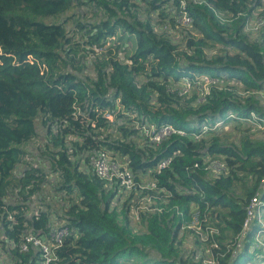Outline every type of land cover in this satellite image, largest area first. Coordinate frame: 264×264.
<instances>
[{
  "label": "trees",
  "instance_id": "trees-1",
  "mask_svg": "<svg viewBox=\"0 0 264 264\" xmlns=\"http://www.w3.org/2000/svg\"><path fill=\"white\" fill-rule=\"evenodd\" d=\"M201 1H187L192 24L183 28L175 20L181 0H0L3 239L17 243L27 231L47 230L48 210L27 213L31 198L39 201L41 193L53 190L62 198L74 195L64 214L70 233L57 252L60 264H204V252L196 260V250L187 256L181 251L180 228L192 203L217 229L216 246L209 240L207 249L218 264H247L259 257L260 250H252L261 229L257 223L241 252L232 258L231 250L245 205L264 176V138L244 126L252 125L246 120L251 112L264 119L256 94L264 92V33L254 38L243 31L256 8L264 12V0ZM84 4L87 10L75 9ZM176 28L179 39L173 38ZM217 46L219 52L208 54ZM203 74L219 76L224 84L211 86L202 101L197 102L196 88L184 96L173 88L183 78ZM220 119L224 124L214 129ZM232 124L240 130L237 140L226 138ZM148 125H171L185 134L155 144L144 133ZM39 136L32 153L41 160L35 163L26 160L23 145ZM97 147L126 158L136 178L149 170L157 187L169 193L166 202L154 198L150 205L161 211H141L134 226L127 199L133 194L123 198L117 186L109 188L87 166V152ZM165 158H171L168 166L153 172ZM204 158L223 159L227 173L207 178ZM260 200L264 213V188ZM195 243L200 242L195 238ZM11 254L15 264L36 260L17 248Z\"/></svg>",
  "mask_w": 264,
  "mask_h": 264
},
{
  "label": "built area",
  "instance_id": "built-area-1",
  "mask_svg": "<svg viewBox=\"0 0 264 264\" xmlns=\"http://www.w3.org/2000/svg\"><path fill=\"white\" fill-rule=\"evenodd\" d=\"M188 0H181V13L176 15V18L182 26H190L192 24V17L187 13L185 6ZM194 4H201V0H189ZM217 13V12H216ZM259 16L255 19L252 24V18L245 23L244 30L245 31H253L259 28H264V12L258 13ZM239 15V14H238ZM220 18L225 21H230L231 18L225 16V19L222 18V15L219 14ZM195 84L197 87L204 90V94L209 93V89L211 86H221L223 85V80L219 76H211L208 74H203L201 76H196L195 80L193 78H183L178 84H176L173 88L178 91V94L181 96L188 95L193 90ZM261 97H264V92H258ZM204 100V99H203ZM105 118L108 120H112L113 116L109 112L104 113ZM228 118H234L233 114H228ZM225 119H220L217 121L213 128L221 127L224 124ZM251 124L258 128H263L264 119L259 118L254 112H251L250 118L246 119ZM203 129H207L206 126H203ZM144 133L149 137V140L155 144L160 143L165 138L169 137L172 134H180L184 135V131L176 130L171 125H163L159 128H155L153 125H148L147 127H143ZM200 134H195L193 138H198ZM88 156V164L87 166L92 171V173L101 180H105L108 184V187L117 186L120 191L124 194V196L133 194L130 196L129 203L130 211L129 215L135 221H140V212L141 211H152L157 210L161 211V208L158 206L151 207V203L154 198H158L164 202L169 196V193L163 189H159L156 185L155 178L149 176L150 171L148 170L147 174L144 176H138L136 178V174H134L130 168L128 167V162L126 158L119 159L109 153V151L103 147H97L90 149L87 152ZM31 160V159H26ZM171 158H165L158 162L155 169L152 171L158 173L161 169L168 166ZM34 162V161H32ZM207 172L206 177H216L220 174H225L228 171L226 162L221 158H204L201 164ZM197 166V164L195 165ZM147 180H144V178ZM264 188V176L261 178L258 190L249 198L247 204L245 205V217L242 221L241 229L238 234L235 236L234 241L232 242V250L231 257L234 258L237 254H239L242 250L243 242L247 235L248 230L252 226V224L257 223L260 225L261 229L255 234L254 240L252 242V250L258 249L260 250L259 255V263L264 264V216L262 209V202L260 200V194L262 189ZM144 190H151L154 192V195H144L141 196L139 193ZM58 194V193H57ZM43 193H41V199L34 200L38 201V210L46 209L50 213V223L46 227L45 231H27L23 233L17 243H13L9 241L8 245V253L6 260L3 264H15L14 256L11 254V250L17 248L20 253H28L31 252L33 256H36V260L34 263H22V264H60L58 257V250L62 246L66 236L70 233V229L67 226V223L63 216H55L54 210L47 209L48 202L47 198L44 199L42 197ZM59 195V194H58ZM66 194H62L64 197ZM59 197H61L59 195ZM32 201V198H31ZM68 206V205H66ZM47 207V208H46ZM38 210L34 209L31 206V202H29V211L28 215L37 212ZM67 210V207L65 211ZM65 214V212H64ZM182 216V213H180ZM62 218V219H61ZM131 218V220H132ZM209 214L206 217L201 218L199 213V208L197 204L192 203L190 205L189 211V220H185L182 223L180 229H189L192 235L199 241L200 245H207V241L211 240L210 247H215L216 244L212 238L214 233H217V229L208 222ZM1 237V236H0ZM2 238V237H1ZM2 241H6V239L2 238ZM208 247H204L202 250L200 248H193L192 250H196L195 259L198 260L201 258L202 252L205 253V257L203 258L204 264H218L217 260L209 253ZM191 250V251H192Z\"/></svg>",
  "mask_w": 264,
  "mask_h": 264
},
{
  "label": "rangeland",
  "instance_id": "rangeland-1",
  "mask_svg": "<svg viewBox=\"0 0 264 264\" xmlns=\"http://www.w3.org/2000/svg\"><path fill=\"white\" fill-rule=\"evenodd\" d=\"M84 1H86V0H84ZM75 9L76 10H78V9L87 10L88 9V5L87 4L80 5V6L76 7ZM261 10H262V8H256L255 11H254V13H253V15L250 16L252 18V24L254 23L255 19L259 16L258 13H261L262 12ZM72 13H75V11L73 9L71 11H69V14L68 15H70ZM68 15L66 13V14L60 16L56 20L62 21ZM97 17H98V15L96 17H93L91 20L92 21H95L97 19ZM250 17L246 19L245 23L250 19ZM175 20L177 22V24H176L177 27H183V28H185V27H190L191 26V25L190 26H182V24H180L178 22L177 18H175ZM43 21L44 22H52V21H55V20L54 19H46V18H43ZM245 23H244V26H243L244 33L249 34V35H251V37H254V38H258L261 35H263L264 28H259L257 30H253L251 32L245 31L244 30ZM68 26L70 27V25H68ZM164 30H170V28L168 26H164ZM179 30H180L179 28H176V29L173 30L174 31L173 33H175L173 35V38L174 39L181 38V35L179 33L180 32ZM254 38H251V39H254ZM112 40H114V39H112ZM131 41H132V47H133V45H135V35L131 37ZM114 44H118V41H115ZM128 48H130V47H128ZM219 51H220V47L217 46V47L212 48L210 51H208V54L216 53V52H219ZM119 57L120 58L122 57V53L119 54ZM85 72L87 74H89L90 76H93V70L90 67H87V69L85 70ZM194 88H196L198 90L197 102L198 101H202L205 98V96H206V95H203L205 91L203 90L201 92L198 89L197 84H196V87L194 86ZM240 92H243V89H241ZM254 92L255 91H253V92L249 91V94H255ZM256 94H257L258 98L260 99L259 105L262 106V107H264V97H261L258 93H256ZM130 118L132 119L133 117H130ZM36 124H37V126L39 127V130H40L41 129L40 128V122L39 121H36ZM252 125L251 126H247V124L244 123V126H246L247 128H250V131L249 132L254 137H256V138H264V127L263 128H258V127L255 126L257 128L256 129L254 127V125H253V127H252ZM233 126H234V124H232L228 129L225 130L226 131V134H227V136H226L227 140H237L238 137H239L240 130L238 128L237 129H234ZM219 133H221V131ZM113 134H114V131H113ZM40 143H41V136H39L38 138H36L33 141V144L26 143V144L23 145L24 148H25V150H26V152H27L26 153V156H25L26 159H31L35 163H38L37 160L38 161L41 160V157H40V155L38 153H32L33 146H36V144H40ZM23 166H24V164L21 165V167H23ZM43 170L46 173V176L48 178H51L53 176L52 173H50V171L46 167H44ZM147 178H149V177L144 178V180H147ZM234 191L235 192L237 191V193H238L240 191L239 190V187L236 186ZM73 196L65 195L62 198V197H59V195L57 193H55L53 190H51L50 193H46L45 192L42 195V197H44V199L47 198V202L49 203L47 205L48 208L47 207L46 208L47 209L54 210L55 216H58V215L59 216H63L64 215L65 209L67 207L66 205H68L69 202H71V200H73ZM125 197L126 196H123V198H125ZM37 202L38 201H31V206L34 207V209H36V210H38ZM263 216H264V213H263ZM131 218H132V215H131ZM132 222H133L134 226H135L136 223H138V221H135L133 218H132ZM180 235L183 236V241H182V244H181V251L186 256L191 253V250L193 248H200L202 250L204 247H207V245H200V244L199 245H196V243H195V237L192 235V233H191V231L189 229H186V228L180 229ZM1 240H2V238L0 237V241ZM3 243L4 244L1 245V242H0V264H3L4 261H7L6 260V257H7V253H8V249H9L8 248L9 241L6 240V241H3ZM151 254H152V256L155 255L154 252H151ZM259 261H260L259 257H256V258H254L252 260H249L247 264H258Z\"/></svg>",
  "mask_w": 264,
  "mask_h": 264
}]
</instances>
